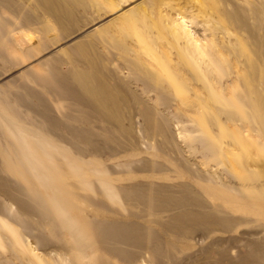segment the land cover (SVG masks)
Wrapping results in <instances>:
<instances>
[{"label": "rangeland", "instance_id": "1", "mask_svg": "<svg viewBox=\"0 0 264 264\" xmlns=\"http://www.w3.org/2000/svg\"><path fill=\"white\" fill-rule=\"evenodd\" d=\"M262 40L264 0H0V264H264Z\"/></svg>", "mask_w": 264, "mask_h": 264}, {"label": "bare ground", "instance_id": "2", "mask_svg": "<svg viewBox=\"0 0 264 264\" xmlns=\"http://www.w3.org/2000/svg\"><path fill=\"white\" fill-rule=\"evenodd\" d=\"M49 9L52 11V12H54V13H58L56 10H57V8L56 7H49ZM60 9V8H59ZM61 12V11H60ZM181 22H183L185 25H186V19H183V17L181 18ZM257 41V40H256ZM260 41V40H259ZM262 42H263V40H262ZM264 43V42H263ZM74 51V53H78V54H80L81 56H85L86 55V52H84V49L81 47V46H78L76 49H74L73 50ZM254 52V55H255V57H256V59H259V58H261V59H263L264 60V45H260V44H258L257 46H256V52L255 51H253ZM93 53V52H92ZM90 66V65H89ZM264 67V66H263ZM88 69V68H87ZM100 77V76H99ZM89 78H90V80H91V87H88V89H86V91H87V93H89L88 94V96H87V100H88V105H89V107H90V109L91 110H93L95 113H98L102 118H105L106 116H108L109 118H110V116H112V113L114 114V115H117V114H115V111H118V112H120V113H122L121 112V106H120V102H119V98H117L116 97V95L114 96L113 94H114V92L112 91L111 92V90H109L108 89V87L107 88H105V93H106V95L105 96H102L101 94H99L100 93V91L101 90H103L104 88H103V84H102V81H100L99 80V78L97 77V75H96V72L93 70V67H90V70H89ZM110 88V87H109ZM111 89V88H110ZM263 89H264V81H263ZM69 92H72L71 94L72 95H74L76 98H77V100H79L80 102L81 101H85L86 99H84L83 97H81V96H83V95H81V96H79V95H77V94H79V92H77V94L72 90V89H70L69 90ZM97 92H98V94H97ZM124 92V91H123ZM116 94V93H115ZM73 96V97H74ZM86 97V96H85ZM86 102V101H85ZM81 103H83V102H81ZM125 104V103H124ZM135 105V104H134ZM86 106H87V104H86ZM150 106V105H149ZM148 107V106H147ZM123 108V107H122ZM113 110V111H112ZM115 110V111H114ZM153 110V109H152ZM121 115V114H120ZM89 116V115H88ZM122 116V115H121ZM120 116V117H121ZM115 118H116V116H114ZM113 117V119H115ZM106 119H108V118H106ZM105 119V120H106ZM110 119H112V118H110ZM117 119H118V117H117ZM121 119V118H120ZM112 121V120H111ZM120 121V123H121V120H119ZM113 122V121H112ZM111 122V123H112ZM117 122H118V120H117ZM116 122V123H117ZM117 124H119V123H117ZM147 124V123H146ZM36 130V129H35ZM128 131V130H127ZM36 134H39V135H41V133H39V132H35ZM18 134V133H17ZM18 138H20V136H18ZM22 138V137H21ZM67 141V140H66ZM69 147V146H68ZM24 149L27 151L26 152V154L27 155H29V156H31L32 157V162L35 164V167H36V169L38 170L37 172H39V173H41L42 172V169H43V166H42V164L40 163V162H38L37 161V159L36 158H33V156H32V154H31V152H30V150H29V148L28 147H26L25 145H24ZM76 151V150H75ZM77 152V151H76ZM49 153V152H48ZM51 153V152H50ZM76 154V153H75ZM35 155V154H34ZM49 155H51V154H49ZM54 155L55 154H53V157H54ZM40 157H41V155H40ZM52 157V156H51ZM24 158V157H23ZM43 158V157H42ZM42 162H43V160H42ZM1 163V162H0ZM53 166V165H52ZM21 167V166H20ZM1 168H3V169H1ZM47 168V167H46ZM8 169V163H4V165L3 164H0V170H2V171H5V170H7ZM22 169H24V171H26L28 174L30 173V171H31V167L29 166V164H23L22 165ZM49 169V168H48ZM1 172V171H0ZM28 174L26 175V176H28ZM38 174V173H37ZM42 174V173H41ZM10 178H8V177H6V175H0V193L7 199V201L9 200V201H13V202H15L17 205H18V207H20V209H22V210H24V211H27L28 213H29V211H30V206H29V204L27 203V202H25V201H23L21 198H19V197H17V196H15V195H13L12 194V191L11 190H9V186H10ZM0 206H1V204H0ZM226 220V219H225ZM228 224V223H227ZM124 235V234H123ZM254 245V244H253ZM253 248V247H252ZM253 250H255L254 248H253ZM253 252V251H252ZM221 253V252H220ZM225 253V252H224ZM228 253V252H227ZM254 253V252H253ZM258 254V253H257ZM225 255V254H224ZM227 255V254H226ZM246 256V255H245ZM244 256V257H245ZM222 257V256H221ZM231 257V256H230ZM246 258H247V256H246ZM246 258H244L243 260H238L237 262H236V264H244L245 262H249V260H247ZM248 258H249V256H248ZM251 258V257H250ZM253 258V257H252ZM227 259V258H226ZM228 260V259H227ZM227 260L225 261L226 263H227ZM221 262V261H220ZM231 262V261H230ZM253 262V261H252ZM251 262V263H252ZM232 263V262H231ZM230 264V263H229ZM234 264V263H233Z\"/></svg>", "mask_w": 264, "mask_h": 264}]
</instances>
